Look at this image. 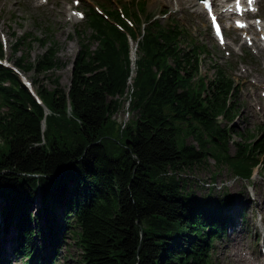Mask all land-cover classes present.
<instances>
[{
    "label": "trees",
    "instance_id": "trees-1",
    "mask_svg": "<svg viewBox=\"0 0 264 264\" xmlns=\"http://www.w3.org/2000/svg\"><path fill=\"white\" fill-rule=\"evenodd\" d=\"M96 1L84 17L90 32L76 29L67 87L55 74L59 43L47 33L34 37L45 47L34 62H10L51 79L53 87L31 79L41 102L0 62V235L13 227L24 264H48L73 224L83 264H219L214 241L234 224V196L199 198L179 173L213 157L250 181L264 167V126L231 154L234 130L221 120L239 112L238 85L215 65L213 78L201 76L207 46L175 17H155L147 0ZM126 105L135 117L122 123L115 116ZM0 264H8L2 255Z\"/></svg>",
    "mask_w": 264,
    "mask_h": 264
},
{
    "label": "rangeland",
    "instance_id": "rangeland-1",
    "mask_svg": "<svg viewBox=\"0 0 264 264\" xmlns=\"http://www.w3.org/2000/svg\"><path fill=\"white\" fill-rule=\"evenodd\" d=\"M95 1L1 0L0 40L4 44L3 61H8L11 65L20 55H27L29 60L34 62L45 50V47L34 37L46 38L47 33L48 39L59 43L58 57L61 63L55 74L59 76L60 84L67 87L71 80L72 64L79 50L76 29L90 32L89 29L87 30L84 17L88 7L95 5ZM96 2L98 3V1ZM147 2L148 11L155 14V17L163 19L169 16L175 17L199 42L207 46L210 57L203 59L201 76L208 79L213 78L216 70L214 67L218 66L224 68L238 85L236 101L239 112L236 113L233 120L227 122L220 117L222 125L227 123L234 130L227 146L229 152L231 154L237 152L240 148L237 145L238 142L245 143L250 139L259 138L262 134L259 127L264 126V53H260L255 45L252 46L251 42L248 43L245 40V29L234 28L232 20L220 16L226 36L225 43H221L215 36L208 14L202 7V0H197L200 6L193 5L189 0H147ZM62 7L65 9L64 12H62ZM163 9H167L169 12L163 15ZM216 9L221 11L222 7ZM247 18L253 22L254 37L259 41L254 21L256 18L264 20V1L259 6L258 12L248 14ZM247 30L248 33H252L249 29ZM21 36L25 37V41L21 46V51L14 54L12 48L16 44L17 38ZM131 44L132 50L135 52V60L137 44L133 40H131ZM22 74L29 80L33 79L36 84L49 87L54 85L51 79L44 74L39 75L34 71ZM134 76L130 77V87ZM115 117L119 122L125 123L131 118L134 119L135 114L132 113L129 117L126 105ZM241 134H244L245 137ZM250 134L251 136H249ZM180 175L182 179H185V192L194 191L199 198L209 196L215 199L224 193H231L234 196V203L237 207L234 206L235 211L230 210L229 215L234 220L237 229L234 230L231 225L224 236L214 241V259L219 264H237L234 260L237 257L230 259L229 254H224L221 251L228 242L233 240V237L237 236L242 239L243 244L239 246V250L234 248L232 252L242 254L245 258L254 260L256 264H262L264 260V230L260 228V223L264 219V213L256 206L255 198L257 197V188L264 187V167L256 168L252 179L248 181L233 173L229 166L218 165L213 157H209L205 165L184 170ZM1 201L0 199V208L2 207ZM34 208H39V205L35 204ZM75 227L73 224L64 230L59 253L54 259H47L50 264H83V250L77 241L78 237L75 232L78 229ZM5 235L6 238L0 235V239L7 240L6 244L4 243L6 246L1 245V247L5 246L3 252H0L3 259L8 264H24L25 259L15 256L13 250L15 245L12 242L13 227L8 228ZM39 262L47 264L42 260Z\"/></svg>",
    "mask_w": 264,
    "mask_h": 264
},
{
    "label": "bare ground",
    "instance_id": "bare-ground-1",
    "mask_svg": "<svg viewBox=\"0 0 264 264\" xmlns=\"http://www.w3.org/2000/svg\"><path fill=\"white\" fill-rule=\"evenodd\" d=\"M189 1L191 3H193V5L200 6L199 2H197V0H189ZM212 1L214 3V9H216L218 7H222L221 11H218L219 15L221 16V18L226 17L228 19H233V27L238 29V30H244L245 29V32H246V36H245L246 39L245 40L248 42L249 40H247V37L251 35L250 40H251L252 46L255 45L260 53L261 52L264 53V39L261 38V35L262 34L264 35V30H262V28L264 27V24L262 22H259L258 20L254 21V27H256V29L258 31V35H259V38H258L259 41H257V39L254 37L255 32L253 31V22L252 21H250L248 23V26H246V27H240V26H238L236 24V22L239 20V18L234 20L235 15H236V11H235V2L231 3L233 0L230 1V2H228L226 0H212ZM247 1L249 2L250 0H247ZM262 1H264V0H257L256 1V3H255V6H256L255 12H258L259 6L261 5ZM251 5L252 4L247 3L246 7L249 9ZM202 7H203V2H202ZM64 11H65V9H64V7H62V12H64ZM205 12L207 13L206 10H205ZM248 14H253V13L249 12ZM241 21L244 22L246 20H242L241 19ZM262 21L264 22V20H262ZM259 28H260V30H259ZM247 29L252 31L253 34L252 33H248L249 31ZM131 55H132L131 77H133L134 74H135V60H134L135 52L133 50H132ZM180 174L181 173H179V175ZM256 193H257L256 194L257 197L255 198L256 206L259 208L260 211H262L264 213V187L261 186V188H257ZM233 211H235V209H233ZM235 222H236V219H235ZM231 228H233L234 230L237 229V227H235V223L232 225ZM260 228H262V230H264V219L260 223ZM242 244H243L242 243V239H239V238H237V236H235V237H233V240L231 242H228V244L225 246L224 249H221V251L224 254H229L230 255V259H232V257H237V258L234 259L237 264H256L254 262V260L245 258L242 254H238L236 252H232V250H234V248H237L239 250V246H241ZM48 264H50V263L48 262Z\"/></svg>",
    "mask_w": 264,
    "mask_h": 264
},
{
    "label": "water",
    "instance_id": "water-1",
    "mask_svg": "<svg viewBox=\"0 0 264 264\" xmlns=\"http://www.w3.org/2000/svg\"><path fill=\"white\" fill-rule=\"evenodd\" d=\"M6 64V63H5ZM10 66V65H9ZM20 78H21V80L23 81V83H25L28 87H29V89H30V91L34 94V96L36 97V99L39 101V102H41V100L39 99V97L36 95V93L34 92V89H33V87H32V84L30 83V81H28L27 79H26V77L22 74V73H20ZM29 83V84H28Z\"/></svg>",
    "mask_w": 264,
    "mask_h": 264
}]
</instances>
